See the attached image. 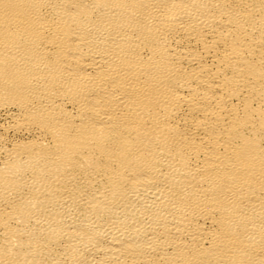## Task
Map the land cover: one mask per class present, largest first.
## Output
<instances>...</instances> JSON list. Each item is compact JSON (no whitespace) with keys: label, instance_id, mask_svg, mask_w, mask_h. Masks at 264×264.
I'll return each mask as SVG.
<instances>
[{"label":"bare ground","instance_id":"6f19581e","mask_svg":"<svg viewBox=\"0 0 264 264\" xmlns=\"http://www.w3.org/2000/svg\"><path fill=\"white\" fill-rule=\"evenodd\" d=\"M0 264H264V0H0Z\"/></svg>","mask_w":264,"mask_h":264}]
</instances>
